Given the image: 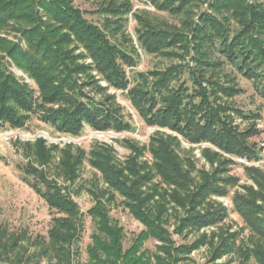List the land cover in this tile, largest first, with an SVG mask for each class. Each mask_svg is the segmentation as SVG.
Masks as SVG:
<instances>
[{
	"label": "trees",
	"instance_id": "obj_1",
	"mask_svg": "<svg viewBox=\"0 0 264 264\" xmlns=\"http://www.w3.org/2000/svg\"><path fill=\"white\" fill-rule=\"evenodd\" d=\"M148 1L157 11L182 17L180 24L155 23L142 11L132 12L129 0L102 1L97 10L102 26L87 20L72 0H0V53L4 54L0 57V126L22 129L36 115L57 133L74 137L84 125L101 132L133 131L115 94L107 93L113 89L126 91L146 126L170 132L156 131L145 145L124 140L129 154L122 162L106 144L85 151L72 144L47 147L42 139L24 143L28 162L23 179L58 216L51 221L47 240H34L35 252L26 258L18 251L25 236L9 234L0 224V263L38 259L35 264L42 260L73 264L82 214L70 187L86 161L99 175L87 189L94 204L86 214L96 226L87 247V264H179L204 246L213 264L229 255L238 264H264V167L239 163L250 184L238 189V178L229 175L235 159L261 160V149L250 141L260 132L256 124L260 115L226 101L239 90L225 84L226 76H215L221 59L210 60L218 53L247 79L264 82V3L208 0V9L197 13L199 0ZM129 15L136 22V41L145 54L180 63L137 72L131 82L126 68L137 63L132 39L124 37L132 46L129 52L107 34L124 36ZM9 65L23 72L35 89L17 78ZM183 74L191 87L180 82ZM236 119L251 120V124L241 129ZM179 138L190 145H208L200 150L208 170L196 168L192 148L186 151L188 157H180ZM117 196L143 228L126 249L123 227L109 215ZM213 196L230 197L232 210L243 223L241 231L248 232L245 240L238 239L239 232H230V226L224 227L228 209ZM171 219L172 232L167 228ZM211 228L215 230L205 231ZM188 233L196 234L194 240L176 245L173 235ZM148 240L159 242L153 253L142 250Z\"/></svg>",
	"mask_w": 264,
	"mask_h": 264
},
{
	"label": "rangeland",
	"instance_id": "obj_2",
	"mask_svg": "<svg viewBox=\"0 0 264 264\" xmlns=\"http://www.w3.org/2000/svg\"><path fill=\"white\" fill-rule=\"evenodd\" d=\"M102 1L107 0H72L73 5L84 13V17L98 26H102L103 23L101 15L97 12L98 6L102 3ZM129 1L132 4V12L142 11L155 23L179 25L181 22L182 17H176L167 12L157 11L148 0ZM207 1L208 0H199L196 3L197 6L195 11L197 13L206 11L208 9ZM261 2L264 3V0H261ZM136 26L135 20L131 15H129L128 22L124 27V36L121 33L111 35L110 32L107 31L109 39L112 42L129 52L131 51L132 46L124 41V37L127 35L132 39V44L136 49L135 57L137 63L134 68H126L127 76L131 82L137 72H146L154 69L162 70L172 64L180 63L176 59H168L162 56L145 54L136 41ZM231 27L235 28L233 21L231 23ZM2 37L7 38L9 41L14 43L17 41V38L15 39L14 36L2 35ZM82 51L84 52L83 49ZM1 56H4V54L0 53V57ZM216 59H221L222 63L221 67L215 70V76L219 75L222 79H226L227 77L229 83L225 80V84L236 85V88L239 90V93L232 98H225L226 101L228 103H232L233 106L245 112L260 115V119L256 121L257 128L260 129V132L253 136L250 141L255 142L257 147L261 149V160L257 162H247L243 160L240 162L238 159H235L237 164L230 167L229 175L238 178V186L235 188L238 189L240 185L250 184V182L245 178L244 170L239 163H243V165L246 166H255L259 168L264 167V82L261 80L255 81L247 79L240 72H238L236 68H233L230 64L224 62L223 57L218 53H215V55L210 58L211 61H217ZM187 61L189 62V66L193 67L190 60L187 59ZM88 62L89 60L86 63ZM9 70L17 78L23 79L24 82L35 89V84L29 80L23 72L19 71L13 65H9ZM210 73L211 71H208L206 76H209ZM180 82H185L188 87H191V80L188 79L186 74L181 76ZM99 84L101 86H106V83L103 81H100ZM107 93L115 94L117 103L122 107V115L130 122L134 128L133 131L101 132L94 131L87 125H84L82 133L79 136L74 137L57 133L52 127L42 123L36 115H33L22 129H11L7 125L0 126V224L9 234L15 236H25V239L18 244V251H20L22 255H25L24 258L31 256L35 252L34 240H47V231L51 226V221L54 217L58 216L54 210L47 206L44 199L37 195L23 179L25 177L24 166L28 162V159L24 158L22 150L24 143H32L36 139H42L45 141L47 147L54 145L62 147L67 144H72L81 147L85 151H88L95 144H106L113 147L117 160L122 162L129 154V151L123 145L124 140H131L141 145H145L148 143L150 136L156 131L170 134L168 130L146 126L144 121L132 108L126 95V91L108 89ZM96 98L99 99V96ZM235 124L239 125L240 128L243 129L251 124V120L236 119ZM180 141V157H188L189 153L186 151L189 148H192L193 151L191 157L193 156L192 159L195 162L196 168L198 169L204 167L208 170L209 166L200 155V150L204 147H208V145H190L182 139H180ZM145 158L151 160L148 154L145 155ZM56 162V159L53 160L52 165L54 166ZM47 171H49V174L52 175L53 168L49 167ZM98 178L99 175L85 161L80 169L79 179L73 186L70 187L72 199L77 203L80 213L82 214L81 228L78 233V238L74 243V249L78 254L77 257L74 258L73 264H87L88 261L87 247L91 243V236L95 232L96 226L94 220L86 214L87 210L94 204L93 200L87 193V189L90 188L92 184L97 183ZM98 184L100 186L102 185L100 182ZM76 191L80 192L76 195ZM232 191L230 195L232 194ZM212 200L221 203L228 209V217L224 222V227L230 226V232H239L238 239L245 240L248 237V232L246 230L241 231L243 223L238 215L232 210L230 197L220 198L213 196ZM121 201L122 199L117 196L115 204L109 206V215L114 221L123 227V247L126 249L131 245L134 237L143 228L141 224L134 220L128 213ZM167 228L170 232H172L173 219L170 220ZM211 230L215 229L211 228L206 229L205 231L209 232ZM195 237L196 234L194 233L184 234L183 236L173 235V240L176 245H188ZM156 245H159V242L155 240H148L144 243L142 250L153 253ZM12 256H14V254H12ZM211 257L212 254L210 250L207 246H204L199 250L192 252L189 255L188 260L182 261L179 264H213L211 262ZM229 259H233L232 264H238V261L234 259V255L223 256L222 258L216 260L214 264H222L227 262ZM38 261V259H34V261L32 260L31 262L22 264H35ZM44 263L45 262L43 260L40 262V264ZM249 264L254 263L250 262Z\"/></svg>",
	"mask_w": 264,
	"mask_h": 264
},
{
	"label": "built area",
	"instance_id": "obj_3",
	"mask_svg": "<svg viewBox=\"0 0 264 264\" xmlns=\"http://www.w3.org/2000/svg\"><path fill=\"white\" fill-rule=\"evenodd\" d=\"M240 162L243 161V160H239Z\"/></svg>",
	"mask_w": 264,
	"mask_h": 264
}]
</instances>
